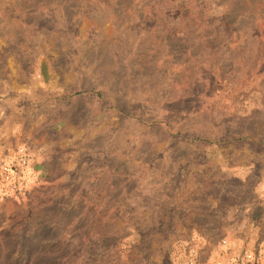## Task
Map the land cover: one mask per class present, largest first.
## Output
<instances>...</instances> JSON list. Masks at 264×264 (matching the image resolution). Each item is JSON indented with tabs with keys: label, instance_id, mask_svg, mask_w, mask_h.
Wrapping results in <instances>:
<instances>
[{
	"label": "rangeland",
	"instance_id": "obj_1",
	"mask_svg": "<svg viewBox=\"0 0 264 264\" xmlns=\"http://www.w3.org/2000/svg\"><path fill=\"white\" fill-rule=\"evenodd\" d=\"M222 16L229 34L200 23ZM251 20L257 50L234 62ZM260 137L264 0H0V165L20 185L0 264H77L107 228L120 264H241L264 246Z\"/></svg>",
	"mask_w": 264,
	"mask_h": 264
},
{
	"label": "trees",
	"instance_id": "obj_2",
	"mask_svg": "<svg viewBox=\"0 0 264 264\" xmlns=\"http://www.w3.org/2000/svg\"><path fill=\"white\" fill-rule=\"evenodd\" d=\"M193 8H199V5H198V2L196 3V5L194 6L193 5ZM241 18V16L239 17V19ZM200 23H203V24H206L207 26H212L213 27V30L216 31L217 29V32H219V35L221 33H226L229 34L231 31L229 29V24L227 22V18L222 16L220 17L219 19H213V18H210L208 20H200ZM240 27L238 30H241L242 32H244V38L242 39V41L240 43H238V45H236L235 49L236 50H242L245 55L243 56H232L230 57L231 60H233L234 62H236L237 60H239V58H242V57H247V56H250L248 55V53H251L253 51H256L257 50V46L253 44H251V42L253 41L254 42V39L255 38H258V35L261 33V30H260V25H259V21L258 20H251L250 24L248 25H242V24H239ZM237 30V29H236ZM235 49H229L231 53H233V51H235ZM140 123L141 122H145L143 120H139ZM147 123V122H146ZM151 123V122H150ZM153 123H155V121H153ZM152 123V124H153ZM178 133V137L181 139V140H185V141H201V142H222V141H225V140H228L229 138L226 137V135L229 134V130L228 128H225L224 132L221 133V135H217L216 137H214V139H211L209 137H206L205 135L203 134H196V133H193V134H186L183 133L182 130H178L177 131ZM225 135V137H223ZM249 135L248 134H245V133H240L238 136H237V140H241L242 138H247ZM259 141L261 142H264V137H260L258 139ZM173 215L174 213L170 211H167V216L166 214H164L165 218L167 217L168 220H171L173 218ZM162 220V219H161ZM126 221L127 223H123L125 226L123 227V231L126 230V227L128 226H133L136 231L139 232V236H140V239H141V242L142 244L144 239L148 236H153V233H148V231H145V229L141 226V224L145 223L147 221V219L145 218H142V219H138L137 217H126V215L124 217L121 218V223ZM162 223V221H161ZM159 223V226L158 228H160V226L162 227V224ZM140 227V228H139ZM157 228V230L155 231L154 234L156 235H160V236H164L166 235L167 233V228L163 227V230H159ZM166 230V231H165ZM122 235L118 236L116 235V232H110L107 228L106 231H103V232H92V235H91V238L89 239H85L84 240V245L81 247L82 248V251H84L85 253V256L83 258H80V257H77V260L79 264L80 262L82 264H90L89 262H93L92 264H95L96 263V260L99 259L101 256H106L108 257V259H105L103 262L106 263L108 262L107 264H120L119 262V251L117 249V242H118V239L121 237ZM141 244V246H143ZM87 246V247H86ZM86 247V249L84 248ZM101 248L104 250L102 252H98L99 250H101ZM145 264H148V262H146Z\"/></svg>",
	"mask_w": 264,
	"mask_h": 264
},
{
	"label": "built area",
	"instance_id": "obj_3",
	"mask_svg": "<svg viewBox=\"0 0 264 264\" xmlns=\"http://www.w3.org/2000/svg\"><path fill=\"white\" fill-rule=\"evenodd\" d=\"M26 157L24 152H20L18 156L19 165L25 164ZM20 191V185L15 178V171L13 167L7 163L0 165V198L5 197L11 192ZM241 264H264V246L260 247L257 251H245L240 259ZM189 264H194L193 258ZM215 264H238L236 259L229 260L227 263L216 261Z\"/></svg>",
	"mask_w": 264,
	"mask_h": 264
}]
</instances>
